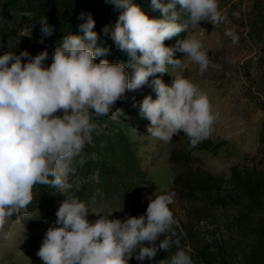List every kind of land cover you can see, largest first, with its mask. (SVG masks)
I'll use <instances>...</instances> for the list:
<instances>
[{
    "label": "clouds",
    "instance_id": "1",
    "mask_svg": "<svg viewBox=\"0 0 264 264\" xmlns=\"http://www.w3.org/2000/svg\"><path fill=\"white\" fill-rule=\"evenodd\" d=\"M111 2L124 8L111 36L130 56L131 78L125 62L107 58L97 62L109 49L97 43L91 15L79 25L82 35L71 32L56 44L49 65L47 47L34 56L27 49L0 54V239L9 238L7 221L32 202L35 185L55 186L62 192L72 186L68 177L84 163L82 150L97 127L93 114L108 115L129 89L148 84L157 94L153 98L149 93L140 102V115L150 120L149 135L170 142L183 130L195 147L210 134L217 113L207 93L181 74L170 84L154 74L170 73L168 65H182L181 58H174L176 51L197 63L201 73L207 70L208 50L195 35L177 40L175 46L164 41L201 20L213 25L224 21L219 0H150L153 9L161 12L158 18H150L133 0ZM39 22L43 43L54 26L46 16ZM104 31L108 32L107 26ZM225 34L238 42L233 29ZM175 197L174 191H164L150 199L139 216L110 218L112 211L93 223L88 205L77 196H66L37 255L44 264H129L133 254L137 260L151 261L174 243L170 235L160 237L177 223L170 207ZM166 264L193 261L188 251L178 247Z\"/></svg>",
    "mask_w": 264,
    "mask_h": 264
},
{
    "label": "rangeland",
    "instance_id": "2",
    "mask_svg": "<svg viewBox=\"0 0 264 264\" xmlns=\"http://www.w3.org/2000/svg\"><path fill=\"white\" fill-rule=\"evenodd\" d=\"M237 2V11L233 9L230 13L224 12L226 18L219 24L200 21L199 24L190 26L187 36L195 35L208 50L210 63L206 71L201 73L199 65L183 53L174 56L182 59V65H168L170 73H163L162 76L170 84L175 75L181 74L207 93L217 118L205 139L217 147L192 152L190 164L177 163L172 155L184 151L188 136L181 130L173 135V140L164 142L149 135L147 126L150 120L140 115V102L149 93L153 98L157 94L148 84L134 90L129 89L126 98L117 100L110 113L103 116L115 126L114 131H111L110 124L106 123V137L110 140L117 132L128 142L130 154L133 155V162L130 164L139 165V179L124 174L120 180L111 183L105 194L96 197L90 192L99 180L97 176L86 179L81 189V186L70 180L69 175L68 183L72 186L63 189L64 192L55 186H35L32 202L7 221L6 229L10 236L8 239H0V264H44L37 252L47 229L56 221L57 209L66 196H77L88 205L90 222L94 223L100 216L112 211L110 218L126 219L134 206L149 203L150 199L170 190L176 175L186 168L199 167L224 179L229 177L230 170L235 165L258 164L264 168V136L261 135V129L264 128V79H261L264 77V56L261 45L248 35V29L241 18L242 14L248 15L247 11L253 0ZM27 16V13L0 9V38L10 47L27 49L33 56L45 47L49 55H52L59 42L48 45L44 40L41 43L39 36L22 26ZM226 29H233L238 34V42L233 43L231 37L225 34ZM132 72L128 71L130 78ZM95 117L93 114V121ZM93 136L91 131L86 140L89 144H92ZM256 156L258 159L254 162L253 157ZM201 205L204 207L203 202ZM190 207V201L175 200L171 205L172 210L179 214L180 220L186 219ZM212 214L213 220L222 226L224 219L231 220L236 216V211L213 210ZM197 226L202 236H212L214 226L211 223L204 221ZM221 231L229 264H245L252 250L251 242L225 228ZM192 261L193 264H202L194 259Z\"/></svg>",
    "mask_w": 264,
    "mask_h": 264
},
{
    "label": "trees",
    "instance_id": "3",
    "mask_svg": "<svg viewBox=\"0 0 264 264\" xmlns=\"http://www.w3.org/2000/svg\"><path fill=\"white\" fill-rule=\"evenodd\" d=\"M133 2L141 6L150 18L160 17V10H154L150 0H133ZM164 2L167 3L168 0H164ZM252 3L247 11L248 15L242 14V23L248 29V35L253 38V41L261 45L264 56V2L253 0ZM237 4V0H219L222 13L226 11L230 13L233 9L237 11ZM2 8L17 13H27L28 16L22 26L27 27L32 34L39 37H41L39 20L46 16L48 23L54 26V33L44 38L48 45H52L56 41L59 42L64 35L71 32L82 35L83 31L79 25L91 15L96 21L94 30L99 36L97 43L109 49L108 53L97 57V62L103 58H107L110 62H125L126 71H133L127 65L130 56L126 51L117 47L111 36L119 14L124 11L123 7H117L111 0H0V9ZM176 8L179 10L180 5L177 4ZM201 21L211 24L207 20ZM106 26L108 27L107 33L104 31ZM189 29L166 39L165 45L175 46L177 40L186 38ZM4 51H15L19 54L22 48L10 47L6 41L0 38V54H3ZM180 54L183 52L176 51L174 56ZM51 59L52 55H49L45 64L49 65ZM154 75L163 76L161 73ZM151 79H153L152 76L149 77V80ZM261 79L263 80L264 77ZM94 122L97 127L92 130L94 135L92 144L86 141L82 150L84 163L77 166L75 173L70 174V180H73L82 189L86 179L97 176L99 180L93 187L94 190L90 192L96 197L105 194L111 183L120 180L124 174L131 175L138 180L140 171L138 164H130L133 162V155L130 154L131 150L126 139L117 132L110 137V140L106 137V123L110 124L111 131H114L115 128L113 124L109 123L108 118L103 115L96 116ZM261 135L264 136V128L261 129ZM216 147L213 142L206 139H203L195 147H191L189 137H187L184 151L172 155V159L177 160V163L190 164L192 152L213 150ZM257 157H253L254 162L257 161ZM35 186L38 187L41 184ZM168 191L176 193L175 200L191 202L186 219L180 220L179 214L173 211L177 223L168 233L160 237L164 239L165 236L170 235L174 243L168 251L159 250L151 261L137 260L133 254L129 264H159L162 259L166 262L178 247L188 251L192 259L199 263L229 264L226 247L221 239L223 228L251 242L252 250L248 254L245 264H264V168L259 167L258 164L235 165L231 168L227 179L215 176L199 167L186 168L176 175L173 187ZM199 202H201L200 205ZM202 202L204 207L201 205ZM148 204L134 206L131 209V216L145 213ZM213 210L232 211V213L235 210L236 216L231 220L224 219V224L220 226L217 221L213 220ZM204 221H208L212 227L214 226L211 232L212 236L210 234L202 236L199 233L197 225ZM156 243L158 244L159 240Z\"/></svg>",
    "mask_w": 264,
    "mask_h": 264
}]
</instances>
